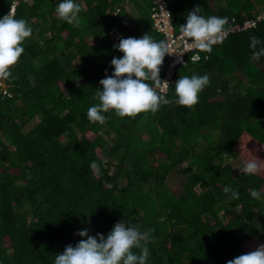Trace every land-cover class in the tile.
I'll list each match as a JSON object with an SVG mask.
<instances>
[{"label": "trees", "instance_id": "obj_1", "mask_svg": "<svg viewBox=\"0 0 264 264\" xmlns=\"http://www.w3.org/2000/svg\"><path fill=\"white\" fill-rule=\"evenodd\" d=\"M57 2L18 0L14 8L32 34L0 84V264H53L82 239L80 229L107 234L121 219L153 229L147 264H226L264 243V54L252 55L264 47V20L178 65L167 90L156 88L169 100L157 112L129 118L109 110L101 124L87 108L112 74V57L123 55L113 45L145 33L166 40L153 26V0H78V27L58 17ZM168 2L177 33L197 6L226 17V28L264 11V0ZM13 3L0 0V16ZM193 73H207L209 83L195 106L179 105L175 81ZM250 159L259 164L254 174L231 163ZM175 171L188 175L172 191Z\"/></svg>", "mask_w": 264, "mask_h": 264}, {"label": "clouds", "instance_id": "obj_2", "mask_svg": "<svg viewBox=\"0 0 264 264\" xmlns=\"http://www.w3.org/2000/svg\"><path fill=\"white\" fill-rule=\"evenodd\" d=\"M16 2L18 0H14L9 13L0 16V77L5 79L12 77V68L24 52L23 42L32 34L28 22L14 14ZM199 9L197 6L187 13L186 23L180 26L181 35L190 38V45L211 51L227 31V18L204 16ZM81 11L78 0H58L55 4L58 17L73 26H79ZM250 41L253 48L260 43L256 36H251ZM113 47L123 55L112 57V74L100 79L102 88H96L98 102L87 108V118L103 124L109 110L120 117L132 118L141 113H155L162 104L169 103L166 96L156 90L162 83L164 86L169 83L160 77L169 43L145 33L140 37L121 36ZM262 54L264 47L252 53L254 58ZM209 79L207 73L179 76L175 81V102L195 106ZM0 81L3 83L1 78ZM90 167L96 168V162L92 161ZM242 169L247 174H254L259 170V164L256 159H250L242 162ZM224 192L230 193V198L239 196V191L228 185H225ZM252 192L256 194L255 190ZM152 231L141 230L126 219L115 222L107 234L97 232L93 235L87 228H82L78 231L82 239L75 245L67 244L62 252L56 253L53 264H147ZM226 264H264V243L233 257Z\"/></svg>", "mask_w": 264, "mask_h": 264}, {"label": "built area", "instance_id": "obj_3", "mask_svg": "<svg viewBox=\"0 0 264 264\" xmlns=\"http://www.w3.org/2000/svg\"><path fill=\"white\" fill-rule=\"evenodd\" d=\"M151 18L153 20V26L157 32L164 35V38L169 43L168 51V69L166 72V78L169 82L172 79L175 68L178 65H186L188 60L190 62H199L201 60V54L198 48L190 45L188 41L190 38L184 37L180 32H176L172 23V14L168 0H153V7ZM264 20V11L256 14L254 17L246 20L243 23H236L235 19H232L227 31L223 34V39L218 41L214 45L220 44L229 34L239 33L253 29ZM193 53L192 55H190ZM190 55V58H188ZM208 57H206L207 59ZM168 84L162 86V91H166Z\"/></svg>", "mask_w": 264, "mask_h": 264}, {"label": "rangeland", "instance_id": "obj_4", "mask_svg": "<svg viewBox=\"0 0 264 264\" xmlns=\"http://www.w3.org/2000/svg\"><path fill=\"white\" fill-rule=\"evenodd\" d=\"M126 8L128 9V11H130L131 13L134 12L133 11V6L132 5H127ZM90 43H93V39H90ZM1 78V77H0ZM246 81V80H245ZM1 87L4 88L3 83L0 81ZM3 91V90H2ZM41 117H37L32 123L28 124L27 127L24 129L25 132H28L36 122L40 121ZM109 137H105V141L108 143V145L111 144V142L108 140ZM12 150L14 149L13 147L11 148ZM231 163L236 167V169H240L242 167V163L232 160ZM186 163L182 166V167H186ZM188 174H183L181 172L175 171L172 174L169 175L168 179H167V184L170 187V189L172 191H177L180 189L182 182L185 181V177ZM259 244H261L258 241H254V243L250 244V246H248L249 251L254 250Z\"/></svg>", "mask_w": 264, "mask_h": 264}, {"label": "water", "instance_id": "obj_5", "mask_svg": "<svg viewBox=\"0 0 264 264\" xmlns=\"http://www.w3.org/2000/svg\"><path fill=\"white\" fill-rule=\"evenodd\" d=\"M8 12H10V9H9V11Z\"/></svg>", "mask_w": 264, "mask_h": 264}]
</instances>
